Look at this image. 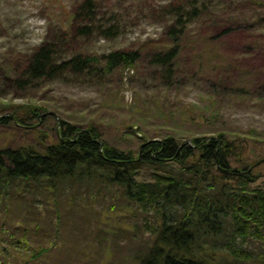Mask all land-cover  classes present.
Instances as JSON below:
<instances>
[{"label":"rangeland","instance_id":"rangeland-1","mask_svg":"<svg viewBox=\"0 0 264 264\" xmlns=\"http://www.w3.org/2000/svg\"><path fill=\"white\" fill-rule=\"evenodd\" d=\"M83 1L0 0V67L18 57L29 58L49 33L72 30L77 25L74 14ZM97 1L96 27L115 29L108 36L92 33L82 52L101 66L105 56L116 52H137L141 61L105 78L65 74L21 87L11 81L14 76L5 79L0 72V119L14 116L13 110L19 106L44 109L25 128L0 122V151L30 145L42 150L57 141L54 134L63 123L94 127L108 146L134 155L145 141L173 138L187 145L193 138L223 134L239 144L250 163L261 159L256 170L262 176L256 186L264 189V94L252 89L251 95H245L235 91L237 83L230 90L227 83L234 80H228L232 72L236 76L242 72L244 83H249L255 78L251 68L257 65L264 77V0ZM192 2L208 18L204 31L217 39L214 48L219 58L212 52L198 58L197 52L209 46L199 38L200 24L193 22L186 35L190 46L183 49L182 64L170 78L166 69L151 63V55L161 49L152 42L161 39L171 21L167 7ZM249 26L259 29L261 42L247 41L244 28ZM231 65L241 66L240 72ZM222 72L224 83L220 81ZM153 173L145 166L139 182L151 181ZM104 194L72 204L77 210L61 207L67 202L43 208L42 200H37L43 229L40 238L46 241L44 245L53 243L55 247L35 264H138L141 253L154 244L150 228L156 227V220L114 188Z\"/></svg>","mask_w":264,"mask_h":264},{"label":"trees","instance_id":"trees-1","mask_svg":"<svg viewBox=\"0 0 264 264\" xmlns=\"http://www.w3.org/2000/svg\"><path fill=\"white\" fill-rule=\"evenodd\" d=\"M98 7L97 0L83 1L74 14L77 25L72 30L49 33L29 58L18 57L0 67L1 74L5 79L14 76L11 81L21 87L65 74L105 78L116 69L133 68L142 59L137 52L105 56L103 66L82 52L92 33L108 36L115 29L96 27ZM167 8L171 21L161 39L152 42L161 51L151 55V63L173 78L172 72L182 64L183 49L190 46L186 35L193 22L200 24L199 38L209 46L197 52L199 59L217 53V39L205 33L208 18L193 2ZM244 30L247 41L261 42L255 26ZM231 67L240 72L241 66ZM251 70L255 78L249 83H244L242 72L229 74L228 80H234L227 81L228 89L237 83L235 91L242 94L251 95L252 89L264 94L261 67ZM221 77V83L226 82L225 73ZM43 112L41 107L19 106L14 116L0 122L29 126ZM54 135L57 141L42 150L30 145L0 151V264H35L52 253L55 245L48 247L40 238L38 199L43 208L67 202L61 207L77 210L72 204L103 198L110 188L141 212L150 211L156 220V227L150 228L154 244L141 253L138 264H264V189L256 186L262 176L256 169L262 161L250 163L234 140L220 134L193 138L187 145L173 138L145 141L134 155L108 146L94 127L63 123ZM145 166L152 168L153 177L139 182ZM60 212H56L58 219Z\"/></svg>","mask_w":264,"mask_h":264},{"label":"flooded vegetation","instance_id":"flooded-vegetation-1","mask_svg":"<svg viewBox=\"0 0 264 264\" xmlns=\"http://www.w3.org/2000/svg\"><path fill=\"white\" fill-rule=\"evenodd\" d=\"M20 126H21L22 128H25V125H22V124H21ZM59 130H60V129H59Z\"/></svg>","mask_w":264,"mask_h":264}]
</instances>
